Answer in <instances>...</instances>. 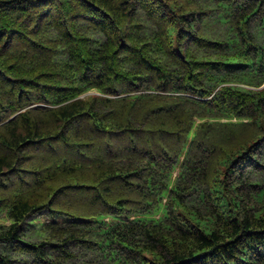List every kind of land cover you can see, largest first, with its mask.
<instances>
[{
    "label": "trees",
    "instance_id": "trees-1",
    "mask_svg": "<svg viewBox=\"0 0 264 264\" xmlns=\"http://www.w3.org/2000/svg\"><path fill=\"white\" fill-rule=\"evenodd\" d=\"M0 264H264V0H0Z\"/></svg>",
    "mask_w": 264,
    "mask_h": 264
},
{
    "label": "rangeland",
    "instance_id": "rangeland-1",
    "mask_svg": "<svg viewBox=\"0 0 264 264\" xmlns=\"http://www.w3.org/2000/svg\"><path fill=\"white\" fill-rule=\"evenodd\" d=\"M3 223L5 222V221H2ZM7 223V222H6ZM28 234H30V233H28ZM4 246V245H3Z\"/></svg>",
    "mask_w": 264,
    "mask_h": 264
}]
</instances>
